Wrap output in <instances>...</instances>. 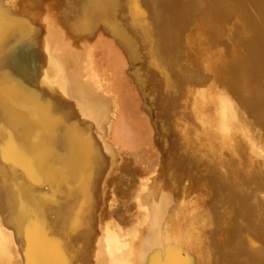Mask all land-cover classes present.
I'll return each instance as SVG.
<instances>
[{
  "label": "bare ground",
  "instance_id": "bare-ground-1",
  "mask_svg": "<svg viewBox=\"0 0 264 264\" xmlns=\"http://www.w3.org/2000/svg\"><path fill=\"white\" fill-rule=\"evenodd\" d=\"M0 264H264V0H0Z\"/></svg>",
  "mask_w": 264,
  "mask_h": 264
},
{
  "label": "rangeland",
  "instance_id": "rangeland-1",
  "mask_svg": "<svg viewBox=\"0 0 264 264\" xmlns=\"http://www.w3.org/2000/svg\"><path fill=\"white\" fill-rule=\"evenodd\" d=\"M71 1V0H70ZM111 6L109 5V8H110ZM127 237V236H126ZM129 239V238H128Z\"/></svg>",
  "mask_w": 264,
  "mask_h": 264
}]
</instances>
